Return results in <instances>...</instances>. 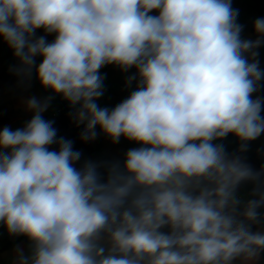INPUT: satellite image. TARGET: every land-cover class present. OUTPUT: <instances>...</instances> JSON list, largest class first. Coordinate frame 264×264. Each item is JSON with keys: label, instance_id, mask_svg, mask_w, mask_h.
I'll return each mask as SVG.
<instances>
[{"label": "clouds", "instance_id": "clouds-1", "mask_svg": "<svg viewBox=\"0 0 264 264\" xmlns=\"http://www.w3.org/2000/svg\"><path fill=\"white\" fill-rule=\"evenodd\" d=\"M238 16L232 0H0L10 70L52 93L0 130V225L28 241L11 264H258L264 165L243 153L264 134V17L252 38ZM106 65L136 70L111 109L97 103ZM57 95L82 142L140 146L82 161L43 117ZM229 135L234 152L217 142Z\"/></svg>", "mask_w": 264, "mask_h": 264}, {"label": "rangeland", "instance_id": "rangeland-1", "mask_svg": "<svg viewBox=\"0 0 264 264\" xmlns=\"http://www.w3.org/2000/svg\"><path fill=\"white\" fill-rule=\"evenodd\" d=\"M232 7L239 9L238 22L244 25V35L254 36L253 22L256 18L264 17V0H232ZM156 15V12L151 13ZM37 36H46V39L51 42L55 39V34L46 35L43 30H37ZM260 68L264 70V46L259 49ZM42 61L41 57H36V64ZM19 61L14 57L12 50L7 44L0 38V108L8 111L7 116L9 121H13L16 118L25 116V108L23 100L36 96L38 99H42L46 96H51L50 90H46L41 87L39 81L35 77V72L30 81L21 82L20 78L14 75L10 70L13 66H17ZM10 72L9 76L4 77ZM136 70L129 69L127 72L122 71L115 65H106L100 69V73L105 77L104 79V95L99 100L109 99L114 95H121V101L127 98L131 91L135 90L136 81H133L130 86H126L127 78L134 75ZM11 82V80H13ZM259 95L264 97V81L261 82L260 91L254 94V97ZM98 100V101H99ZM97 101V102H98ZM65 102L60 96H55L50 103L47 111L43 115L45 120L53 118L52 113L58 112L59 106ZM120 102H118L119 104ZM261 115L264 116V110ZM25 119L18 120L11 123L8 127L12 130H16L24 126ZM222 142L225 144L226 149L229 152H234L239 147V141L232 135H229ZM140 145L129 142L121 137L119 143L113 144L110 140L106 153L111 156L113 160H123L124 154L131 148L139 147ZM101 149L93 151L95 155H103ZM247 158V161L255 168H259L264 165V134H262L255 141H251L248 145V151L243 153ZM250 186H245L243 189L247 191ZM261 211H264L262 209ZM28 241L25 237H11L6 232L3 225H0V264H11V254L17 246L25 247ZM258 264H262L258 261Z\"/></svg>", "mask_w": 264, "mask_h": 264}, {"label": "trees", "instance_id": "trees-1", "mask_svg": "<svg viewBox=\"0 0 264 264\" xmlns=\"http://www.w3.org/2000/svg\"><path fill=\"white\" fill-rule=\"evenodd\" d=\"M71 111L72 109L70 108L68 102H63L59 106V112L57 116L51 119V121L54 122L53 127L57 130V137H64L73 141L74 150H78L82 153V161L85 159L113 160L112 157L108 155L93 154L90 142L85 143L80 140L79 134L83 126L77 127L74 125V122L69 115ZM8 121L7 114L0 108V126L6 124ZM56 148V145L51 146V150H56ZM261 257V263L264 264V254H262Z\"/></svg>", "mask_w": 264, "mask_h": 264}, {"label": "crops", "instance_id": "crops-1", "mask_svg": "<svg viewBox=\"0 0 264 264\" xmlns=\"http://www.w3.org/2000/svg\"><path fill=\"white\" fill-rule=\"evenodd\" d=\"M9 74H10V72L7 71V73L4 77L7 78V76H9ZM13 81H14V79L11 80V82H13ZM118 102H121V95L116 94L109 99H104V100L101 99L97 103L100 107H107V108L111 109V108H114L118 104ZM2 110L6 114L8 113V111L6 109H2ZM32 115H33V113L25 110V116L24 117L16 118L13 121H8L6 124L0 126V130H3L4 127H6V126L8 127L9 125H11V123L16 122L18 120L25 119L26 121H28L31 119ZM43 115H45V114L43 113ZM74 125H76V124L74 123ZM98 131H99V129H98ZM109 142H110V139L105 137L101 133L95 141L90 142L91 147H92V151H95L96 149H101L103 152L102 153L103 155H109L108 153H106V148L108 147ZM261 260H262V257L260 258L259 261H261Z\"/></svg>", "mask_w": 264, "mask_h": 264}, {"label": "built area", "instance_id": "built-area-1", "mask_svg": "<svg viewBox=\"0 0 264 264\" xmlns=\"http://www.w3.org/2000/svg\"><path fill=\"white\" fill-rule=\"evenodd\" d=\"M58 112H59V110H58ZM58 112H56V113H55V112H53V113H52V117H55V116H57Z\"/></svg>", "mask_w": 264, "mask_h": 264}]
</instances>
